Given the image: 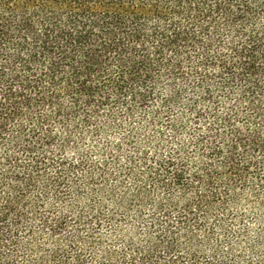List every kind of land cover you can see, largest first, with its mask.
Here are the masks:
<instances>
[{"label":"trees","instance_id":"1","mask_svg":"<svg viewBox=\"0 0 264 264\" xmlns=\"http://www.w3.org/2000/svg\"><path fill=\"white\" fill-rule=\"evenodd\" d=\"M0 264H264V0H0Z\"/></svg>","mask_w":264,"mask_h":264}]
</instances>
